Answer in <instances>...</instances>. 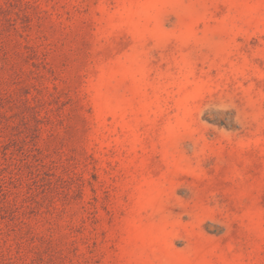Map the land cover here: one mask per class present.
Masks as SVG:
<instances>
[{
  "label": "rangeland",
  "instance_id": "374dc122",
  "mask_svg": "<svg viewBox=\"0 0 264 264\" xmlns=\"http://www.w3.org/2000/svg\"><path fill=\"white\" fill-rule=\"evenodd\" d=\"M0 264H264V0H0Z\"/></svg>",
  "mask_w": 264,
  "mask_h": 264
}]
</instances>
